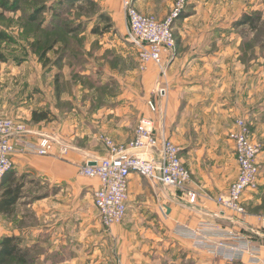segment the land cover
<instances>
[{
    "label": "crops",
    "instance_id": "crops-1",
    "mask_svg": "<svg viewBox=\"0 0 264 264\" xmlns=\"http://www.w3.org/2000/svg\"><path fill=\"white\" fill-rule=\"evenodd\" d=\"M133 1L139 12L162 17L156 13L153 0ZM99 3L112 17L121 13L120 0H115L114 4L104 0H99ZM256 7L251 6L248 9ZM243 12L247 10L243 9ZM243 40L244 38L183 42L181 45L184 51L180 56L175 54L168 68L169 85L165 96L163 98L154 96V101L160 107L159 116L150 113L146 105L149 98L146 90L147 82L152 84L158 77L155 67L150 65L148 72L142 73V77L134 79L132 76V80L126 77L128 80L123 83L125 88L122 87L121 92L106 95L103 101L109 102H106L107 106H100L96 111L92 110L89 118L83 114L81 120L84 123L80 124V128L74 133L63 135V125L59 126L58 123L50 120V113L57 114L54 106L50 107L48 119L33 121L32 128H29L31 133L27 135L28 139L34 141L39 135H46L67 143L70 149L64 157L37 155L27 159L29 162L23 164L20 160L23 157L20 155L13 161L23 167L30 166L43 174L47 182L66 186L67 190L51 193L49 198L38 201L39 203L34 206L36 212L34 227H27L22 233L8 232V235L20 238L22 246L34 247L33 244L39 243V247L44 249V253L50 259H53L52 254L58 256L54 264H108L109 234H106V230L100 224L97 210L92 204V192L97 186V181L78 178L79 167L106 155L103 145L97 139V134H108L119 143L126 142L133 138L140 118H154L157 126L162 119L164 134L182 149L181 159L192 179L186 187L196 192L198 196L195 205H188L185 198L183 201L177 200L173 191L151 185L139 175L131 174L126 219L122 225L115 226L110 232V235L117 236L125 250L126 236L131 234L128 232L129 229L138 231L137 237L135 235L133 239L128 238V245L134 249L133 251L140 249V253L129 256L128 264H147L148 261V264L173 262L175 264H264V225L259 219V216L264 214V147L257 156L261 164L257 189L246 190L242 196V205L247 210L246 223L239 222L229 211L222 212L213 199L219 194L226 193L228 186L237 178L234 146L228 138V131L233 128L237 118L243 117L248 122L250 121L248 114L255 117L257 104L262 103L252 102L251 112L243 114L245 113L242 110L243 100H246L242 96L243 85H230L229 93L224 95L223 100L216 99L217 94L212 92H209L208 96L202 94L206 90L203 85L207 83L205 78L210 77V73L204 71V68L208 70L209 64L232 60L230 63L238 72L240 66V60L237 58L238 45ZM222 42L233 46V51L222 49L220 47ZM105 48L103 52L106 51ZM252 55L255 57V52ZM261 57L264 59V52ZM91 60L93 63L96 61ZM185 68L187 70L182 73ZM250 68L251 66L248 73L251 72ZM108 72L110 77L114 76L110 71ZM252 73L257 74L255 69ZM220 75L222 78L225 74ZM117 80L120 84L121 80ZM200 80L201 85L195 84L200 83ZM104 83L107 87L112 85L108 78ZM222 90L223 88L218 91ZM216 91L217 89L214 90ZM132 98H137L134 104L137 103L140 108L135 126L132 120ZM201 109L204 114L205 111L211 110L210 117L200 113ZM252 133L255 138L254 131ZM89 186L91 187L88 188ZM44 200L45 202H41ZM204 223L208 225L204 228L200 227ZM248 228L259 229L257 231L259 235L255 237L250 234ZM220 231H230L232 235H236L226 241L228 245H236L241 242L239 238L251 236L256 258L251 257L250 251L246 249L236 259L230 261L222 254L204 250L203 243L207 240L215 242L222 239L217 235ZM27 240L31 243L26 242ZM162 241L163 245L159 243ZM133 242L136 244L131 246ZM144 243H152L154 248L149 250L146 244L143 245ZM138 245L141 248L138 249ZM163 246L166 248L161 250ZM174 256L179 260L174 261ZM165 258L169 259L164 260Z\"/></svg>",
    "mask_w": 264,
    "mask_h": 264
},
{
    "label": "rangeland",
    "instance_id": "rangeland-1",
    "mask_svg": "<svg viewBox=\"0 0 264 264\" xmlns=\"http://www.w3.org/2000/svg\"><path fill=\"white\" fill-rule=\"evenodd\" d=\"M62 1L27 0L15 13L4 12L0 9V30H4L13 38L11 42L0 41V52L2 51L8 57L7 62L0 64V116L22 121L27 124L28 128H32L33 111L50 112V107L54 106L57 114L50 113L49 118L59 126L62 124L63 135H67L76 132L80 128V124L84 123L81 120L83 114L89 118V113L92 110L96 111L100 106H107L109 102L103 101L106 95L121 92L122 87L125 88L123 84L125 80H132V76L134 79L142 77L148 70L145 72L139 70L137 49L126 39L123 7L121 13L112 17L102 7L99 0H94L97 4L95 8L84 1L76 2L74 5L63 4ZM104 1L113 4L115 2V0ZM153 1L156 13L162 16L158 17L153 14L158 20H163L167 15H170L177 3V0ZM184 1V6L179 14H183L185 18H181L178 14L173 25L177 45L176 55L180 56L184 51V47L182 48L181 45L183 42L244 38L238 45L237 58L240 60L238 72L231 64L232 60L218 63L215 61L214 65L209 64L208 70L204 68V71L210 73V77L205 78L207 83L203 85L206 90L202 94L208 96L209 92H212V94H217L216 99L223 100L224 95L229 93L230 85H243L242 96L243 99L248 100H243L242 110L245 112L243 114L251 112L252 102L253 104L262 103L261 105L257 104L255 117L248 114L250 118L248 119L251 122L247 123L255 133L254 142H257L261 148L264 147V59L261 57L264 52V0ZM113 4L111 5L113 6ZM251 6L257 7L249 10L248 8ZM243 9H246L247 12H243ZM37 10H40V14L37 19L31 20L30 15ZM243 13L260 16L256 30L247 25H235ZM213 46L215 47V45ZM105 47L111 48L106 49ZM220 47L225 51L227 49L233 51V46H229L228 43L222 42ZM104 48L105 52H103ZM41 52H44V55L40 58ZM253 52H255L256 60L252 55ZM227 56L229 57V53ZM91 59L96 60V63H93ZM250 66L251 72L248 73ZM227 67L234 69L228 70ZM168 68L165 77H160L157 68H155L158 75L156 81L165 89L169 85ZM254 69L257 74L252 73ZM186 70V68L183 69L182 73ZM108 71L114 76L110 77ZM214 73L217 75H213ZM220 74L225 75L220 78ZM106 78L112 83L110 87L104 83ZM94 79L100 80V83ZM117 79H120L122 83L119 84ZM156 81H153L152 84L147 82L148 99L154 96L153 89ZM195 84L201 85L202 81ZM219 88H223V90L218 91ZM216 89L217 91L214 92ZM136 100L137 98L131 99L134 126L140 111L139 105L134 104ZM202 110L200 113H203L205 117H210L211 110L205 111V114ZM260 113L263 114L260 115ZM154 114L159 116L160 111ZM21 156L23 158L20 160L25 164L29 162L27 159L37 155L23 154ZM11 170L16 173V178H19V182L23 183V186L20 199L12 211L7 214L0 213V238L8 235V232L22 233L27 227H34L36 223L34 206L39 203L38 201L49 198L51 193L67 190L66 186L47 182L43 174L33 170L30 166L23 167L19 163H14ZM79 177L86 181H93L78 173ZM88 188L86 187L85 190ZM88 197L91 202V196ZM41 202H45V200ZM162 210L164 212V208ZM124 220L113 225L112 228L122 225ZM258 230H255L256 233ZM105 232L107 235L109 234L107 236L108 264H123V262L128 264L129 256L140 253V245L137 247L138 251H133L134 249L128 245V238L133 239L135 235L137 237V230L129 229L128 232L131 234L126 236L125 250L117 236ZM253 235L256 237L259 234ZM171 239L174 238L171 237ZM26 242H30V240ZM159 243L163 245L164 242ZM253 243L252 239L251 244L254 246ZM135 244L136 242H133L130 245ZM145 244L149 250L154 248L152 243L143 245ZM32 246L34 247L29 254V261L24 264H54L58 259V256L56 257L54 254L51 255L53 259L46 256L44 249L39 247V243ZM165 248L163 246L160 249L164 250ZM204 250L208 251L205 248ZM173 258L174 261L179 260L176 256ZM166 259L169 258L164 260ZM9 264L18 263L12 260ZM171 264H175V262Z\"/></svg>",
    "mask_w": 264,
    "mask_h": 264
},
{
    "label": "built area",
    "instance_id": "built-area-1",
    "mask_svg": "<svg viewBox=\"0 0 264 264\" xmlns=\"http://www.w3.org/2000/svg\"><path fill=\"white\" fill-rule=\"evenodd\" d=\"M184 2L177 0L170 15L158 20L153 14L139 12L133 0H121L126 39L137 49L140 71L145 72L153 65L160 77L166 76L167 68L177 50L173 25ZM156 82L153 95L163 98L166 89ZM154 96L146 101L150 113L153 114L160 111ZM157 125L154 118H140L133 138L122 143L108 134L99 133L97 138L106 155L91 160L93 165L88 162L79 167V174L97 181V186L92 192V204L97 210L100 224L107 232H111L113 225L123 221L127 215L131 174L139 175L151 185L173 191L177 200L183 201L185 198L189 205H195L197 201L198 194L186 187L192 179L181 159L182 149L164 134L162 119L160 125ZM228 132V138L234 146L237 178L228 186L226 193L213 199L222 212L229 211L239 222L246 223L247 210L242 205V196L246 190L257 189L261 171L257 156L261 147L254 142L253 133L243 117L237 118ZM30 133L27 124L22 121L0 116V179L12 168L16 156L35 154L64 157L70 149L67 143L46 135H39L37 140L32 141L27 138ZM259 219L264 225V214L259 216ZM207 225L208 223H204L200 227ZM247 230L250 234H259L255 229ZM217 235L222 239L215 242L207 240L205 249L222 254L228 261L236 259L245 249L250 251L251 257L256 258L251 236L239 238L240 244L228 245L226 241L236 235H232L230 231H220Z\"/></svg>",
    "mask_w": 264,
    "mask_h": 264
},
{
    "label": "trees",
    "instance_id": "trees-1",
    "mask_svg": "<svg viewBox=\"0 0 264 264\" xmlns=\"http://www.w3.org/2000/svg\"><path fill=\"white\" fill-rule=\"evenodd\" d=\"M27 0H0V9L4 12L18 11L21 9V5ZM84 1L89 3L93 8L97 6L94 0H63V4L74 5L76 2ZM40 14V10L35 11L30 15L31 20L37 19ZM103 17L102 14H100ZM181 18H185L183 14H179ZM260 22V16L254 14L243 13L240 19H238L235 25H247L249 28L254 30L257 29L258 23ZM11 42L13 41L10 36L4 30H0V41ZM41 52L39 57L41 58L44 54ZM8 57L1 51L0 52V64L7 62ZM95 80V79H94ZM97 80V79H96ZM95 80V81H96ZM100 83V80L96 81ZM49 111L37 112L33 111L32 121H41L48 119ZM23 183L19 182V178H16V173L11 169L5 172L0 179V213H10L13 207L17 204L20 199L21 189ZM33 250L32 247L22 246L20 238L13 235H5L0 238V264H9L12 260H15L18 264H24L29 261V254Z\"/></svg>",
    "mask_w": 264,
    "mask_h": 264
},
{
    "label": "water",
    "instance_id": "water-1",
    "mask_svg": "<svg viewBox=\"0 0 264 264\" xmlns=\"http://www.w3.org/2000/svg\"><path fill=\"white\" fill-rule=\"evenodd\" d=\"M88 164H89V165H93V164H94V162H89Z\"/></svg>",
    "mask_w": 264,
    "mask_h": 264
}]
</instances>
